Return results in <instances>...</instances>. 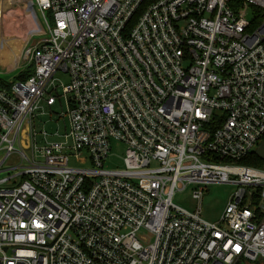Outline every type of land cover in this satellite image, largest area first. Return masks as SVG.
Returning <instances> with one entry per match:
<instances>
[{"label":"built area","instance_id":"obj_1","mask_svg":"<svg viewBox=\"0 0 264 264\" xmlns=\"http://www.w3.org/2000/svg\"><path fill=\"white\" fill-rule=\"evenodd\" d=\"M26 3L44 24L16 62L34 74L0 87V264L264 259V170L237 164L264 137V0ZM222 183L217 222L173 203Z\"/></svg>","mask_w":264,"mask_h":264},{"label":"rangeland","instance_id":"obj_2","mask_svg":"<svg viewBox=\"0 0 264 264\" xmlns=\"http://www.w3.org/2000/svg\"><path fill=\"white\" fill-rule=\"evenodd\" d=\"M24 3V7L27 9L28 5L26 2ZM4 4L6 8L3 10V33H6L8 30L10 34H4L2 36L6 39V41L3 43V48L0 51V77L5 79L6 81H13L16 77L20 75L21 72L24 71L22 68L15 69L16 67V60L18 59V56L20 54V47L22 44L27 43V40L31 37L30 35L33 33L28 34L30 30V23H28V15L25 14V12L22 11L21 6L13 4L10 6ZM20 8V9H19ZM6 10V11H5ZM35 15L37 18L38 23L44 24V19L41 13L38 11V9H35ZM19 13V14H18ZM21 14V15H20ZM26 15V16H25ZM31 16V15H30ZM1 17V16H0ZM23 18L24 21V30L22 32L23 36H16L15 32L13 30L15 29V19L17 18ZM31 17H29L30 19ZM50 20V17H48ZM31 22V19H30ZM27 23V24H26ZM30 25V26H29ZM41 28V26H39ZM2 27L0 28V35L2 33ZM11 31V32H10ZM15 31V30H14ZM27 31V32H26ZM13 32V33H12ZM12 34V35H11ZM30 36V37H29ZM1 38V36H0ZM26 39V40H25ZM35 40V37L33 38ZM7 45V46H5ZM15 60V61H14ZM14 62L15 64L9 68L11 63ZM58 78L64 83H68L67 77L64 76H58ZM62 92V88L59 89V93ZM56 94V92L54 93ZM45 110L48 112L45 116H41V118L44 120H47L49 118V108L45 106L44 103H42ZM55 113L62 114L65 113L66 108L65 104L60 106L59 104L55 105L51 109ZM52 123H48L46 128L49 132H54L57 129L63 131L64 126L61 122V124L57 125H51ZM40 126V124H38ZM259 146L256 148L257 151H259V154L264 157V148L261 142H259ZM125 145L119 144V143H112L111 151L109 153V156L106 160V166L109 169H116V168H123V159L125 156ZM72 166L77 167H85L84 165H81L74 160H71ZM252 167V166H251ZM264 169V164H261L259 167ZM197 188V186H188L183 191H177L174 198L173 203L181 207L189 212H195L198 207L201 209V217L207 222H217L219 221L221 215L223 214L231 196L239 189V186L233 185V184H209L205 187V192L200 201H197L193 198V190ZM244 264V263H243ZM254 264H264V260H261L259 262H255Z\"/></svg>","mask_w":264,"mask_h":264},{"label":"trees","instance_id":"obj_3","mask_svg":"<svg viewBox=\"0 0 264 264\" xmlns=\"http://www.w3.org/2000/svg\"><path fill=\"white\" fill-rule=\"evenodd\" d=\"M34 66H30L28 69L24 70L23 72L20 73V75L18 77H16L13 81L9 82L6 81L5 79L0 77V87L2 88H9L11 86V84L17 80H27L28 78H30L33 74H34ZM261 144L263 145L264 148V137L261 140ZM260 144H258L259 146ZM257 146V147H258ZM238 165L240 166H245V167H251V168H255V169H259V170H264L261 168H256L259 167L261 164H264V157L261 156L259 154V151H257L256 149L250 153L249 155H247L245 158L241 159L240 161L237 162ZM264 260V259H260L257 262ZM256 262V263H257ZM255 262H248L245 261L244 264H254ZM243 264V263H241Z\"/></svg>","mask_w":264,"mask_h":264},{"label":"bare ground","instance_id":"obj_4","mask_svg":"<svg viewBox=\"0 0 264 264\" xmlns=\"http://www.w3.org/2000/svg\"><path fill=\"white\" fill-rule=\"evenodd\" d=\"M23 2H26V0H0V28L2 27V29H3V27H4V25H3V10H4V8H6L5 6H4V4L5 3H7L6 5H8V3L10 4V6L11 5H13V4H16V5H19V6H21V9H22V11H25V14L26 15H28V12L26 11L27 9L24 7V3ZM20 9V8H19ZM6 11V10H5ZM19 14V13H18ZM21 15V14H20ZM25 15V16H26ZM30 15V14H29ZM26 19V18H25ZM25 19H21V18H17V19H15L16 21H15V31L13 30V32H15V34H16V36H23L22 35V32L24 31V21H25ZM29 19V18H28ZM26 22V21H25ZM27 24V23H26ZM30 26V25H29ZM31 30H33V29H31ZM3 31H4V29L2 30V33H1V38H0V51H1V49L3 48V43L6 41V39L5 38H3L2 36H4V34H7V36H8V34H10L9 33V31L7 30L6 31V33H3ZM11 32V31H10ZM12 32V33H13ZM27 32V31H26ZM12 35V34H11ZM25 44H26V42H25ZM25 44H23V46H22V48L20 49V53H21V51H22V49H23V47L25 46ZM19 56H20V54H19ZM19 56H18V58H19ZM18 60V59H17ZM17 60H16V62H17ZM15 62V63H16ZM14 62L13 63H11V65L9 66V68L10 67H12L14 64H15Z\"/></svg>","mask_w":264,"mask_h":264},{"label":"crops","instance_id":"obj_5","mask_svg":"<svg viewBox=\"0 0 264 264\" xmlns=\"http://www.w3.org/2000/svg\"><path fill=\"white\" fill-rule=\"evenodd\" d=\"M28 0H26V2H27ZM27 12H28V18L29 17H31L30 19H31V22H30V19H28V23H30V25H31V23H32V25L30 26V30H29V32H28V34H31V33H33V31H36L37 29H38V27H39V23H38V21H37V18L35 17V15H34V12L32 11V10H30L29 8L26 10ZM23 12H25V11H23ZM31 16H30V15ZM31 29H33V30H31ZM24 30H26V29H24ZM26 40V39H25ZM26 45V44H25ZM5 46H7V45H5ZM22 46H23V44H22ZM22 46L20 47V49L22 48ZM15 61V60H14ZM13 63V62H12Z\"/></svg>","mask_w":264,"mask_h":264}]
</instances>
